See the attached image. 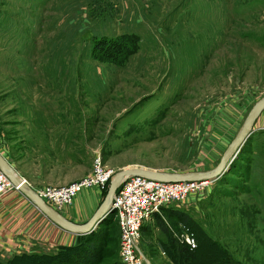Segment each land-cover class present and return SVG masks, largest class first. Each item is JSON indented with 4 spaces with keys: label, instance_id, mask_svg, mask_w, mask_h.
<instances>
[{
    "label": "rangeland",
    "instance_id": "1",
    "mask_svg": "<svg viewBox=\"0 0 264 264\" xmlns=\"http://www.w3.org/2000/svg\"><path fill=\"white\" fill-rule=\"evenodd\" d=\"M123 35L133 54L94 58L95 41ZM262 97L264 0H0V145L23 179L25 108L62 111L86 176L96 156L114 173H193L217 166ZM239 156L173 206L187 222L170 237L188 227L201 253L190 264H264V130ZM114 215L96 245L119 259ZM163 252L144 257L176 264Z\"/></svg>",
    "mask_w": 264,
    "mask_h": 264
},
{
    "label": "crops",
    "instance_id": "2",
    "mask_svg": "<svg viewBox=\"0 0 264 264\" xmlns=\"http://www.w3.org/2000/svg\"><path fill=\"white\" fill-rule=\"evenodd\" d=\"M62 114L58 109L25 108V147H20L19 151L20 155H25V179L19 176L34 191L46 186H67L88 173V170L77 171V152L71 150V128L59 119ZM254 127L264 130V111ZM0 154L3 156L1 145ZM104 192L105 189L96 187L83 190L59 213L68 221L83 225L97 211ZM185 212L166 207L161 217L154 216L145 223L139 237L141 253L151 256L158 251L162 255L164 249L169 251L173 243L170 235H175L173 229H179L183 223ZM79 238L52 224L18 191H9L0 198V255L14 257L24 252H50L72 246ZM175 241L174 245L179 246Z\"/></svg>",
    "mask_w": 264,
    "mask_h": 264
},
{
    "label": "built area",
    "instance_id": "3",
    "mask_svg": "<svg viewBox=\"0 0 264 264\" xmlns=\"http://www.w3.org/2000/svg\"><path fill=\"white\" fill-rule=\"evenodd\" d=\"M113 169L106 167L102 159L96 156L91 172L82 179L64 186H46L35 190L39 198L56 212L69 207L75 197L93 187L106 189ZM210 182L162 183L143 177L125 179L117 189L112 208L119 233V262L121 264H149L139 250V237L142 226L154 216L161 217L166 207L184 203L190 195L203 194ZM17 191L0 171V198L9 191ZM176 238L190 251L196 249L194 235L186 226H181Z\"/></svg>",
    "mask_w": 264,
    "mask_h": 264
},
{
    "label": "water",
    "instance_id": "4",
    "mask_svg": "<svg viewBox=\"0 0 264 264\" xmlns=\"http://www.w3.org/2000/svg\"><path fill=\"white\" fill-rule=\"evenodd\" d=\"M264 111V97L259 99L250 109L235 137L227 146L217 166L206 172L165 173L142 168L125 169L114 173L106 187L104 198L91 219L77 225L65 219L60 213L44 203L36 192L23 180L9 162L0 154V171L10 184L25 197L45 218L59 229L72 235L84 236L96 231L102 222L113 213V197L122 184L130 177H143L162 183L215 182L227 173L237 159L250 136L254 133V125Z\"/></svg>",
    "mask_w": 264,
    "mask_h": 264
},
{
    "label": "trees",
    "instance_id": "5",
    "mask_svg": "<svg viewBox=\"0 0 264 264\" xmlns=\"http://www.w3.org/2000/svg\"><path fill=\"white\" fill-rule=\"evenodd\" d=\"M135 50V37L128 35L111 39H99L95 41L93 45V55L96 60L114 64H119L120 62L124 61L129 55L133 54ZM252 135L240 151L239 155L247 146V143L250 141ZM239 155L232 163L230 170L234 168V165L239 160ZM108 220L109 219L107 217L96 231L90 233L89 235L80 236L77 243L72 246L59 247L52 251V253L47 254L40 253L36 255L35 253H25L22 255H16L10 258L6 264H23V260H25V264H121L119 259L115 258V253H108V251H105L104 247H99L96 245L97 241H105L103 238H99L98 235L103 227L107 228L105 225L109 224ZM182 222L183 224H186L187 219L185 218L182 220ZM115 224L118 229L116 221H114V223L112 222V224L110 223L109 228ZM174 243H177L175 239L169 248L168 254L176 264H181L182 262L185 264H190L196 260V255H201V253L195 251L197 247L196 249L190 251L186 246H178L176 244L174 245ZM111 258H114L112 259L113 261H111ZM222 264L230 263L224 259Z\"/></svg>",
    "mask_w": 264,
    "mask_h": 264
}]
</instances>
